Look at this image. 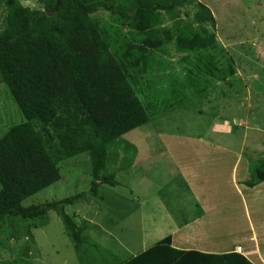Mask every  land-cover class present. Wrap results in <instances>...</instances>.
<instances>
[{
    "label": "trees",
    "instance_id": "obj_1",
    "mask_svg": "<svg viewBox=\"0 0 264 264\" xmlns=\"http://www.w3.org/2000/svg\"><path fill=\"white\" fill-rule=\"evenodd\" d=\"M41 2V8H30L5 0L0 83L22 121L0 135V219L46 222L51 210L76 234L64 207L87 193L94 195L101 183H116L113 173H100L108 144L148 120L126 68H144L147 48H158L163 41L173 40L179 50L215 47V22L211 10L197 0H60L50 15L46 11L55 0ZM185 5L195 8L190 22L176 17ZM98 9L127 20L142 34L138 43L126 42L119 60L109 50L108 32L90 17ZM157 10L175 18L170 29L153 27ZM129 148L135 150L132 144ZM82 153L92 175L88 191L22 204L59 179L58 162ZM248 171L245 185L264 181V158L249 162ZM168 243L166 236L123 264H177L181 252ZM234 256L238 262L226 254L214 257L219 264H251Z\"/></svg>",
    "mask_w": 264,
    "mask_h": 264
},
{
    "label": "rangeland",
    "instance_id": "obj_2",
    "mask_svg": "<svg viewBox=\"0 0 264 264\" xmlns=\"http://www.w3.org/2000/svg\"><path fill=\"white\" fill-rule=\"evenodd\" d=\"M41 1L19 0L30 8H41ZM197 1L205 4L213 14L215 47L179 50L173 40L163 41L158 48H147L144 68L140 65L126 68L148 120L108 144L105 167L100 173H113L116 185L101 183L96 189L109 197L121 196L133 205L125 202L124 207L118 208L120 213H116V207L113 208L109 200L100 202L90 193L73 200L64 210L76 224V234L51 210L47 212L46 222L4 216L0 219V264H84L83 246H86L87 261L108 260L117 248L115 234L120 242L125 238L135 239L141 233L138 217L142 208L156 214L160 193H166L172 204L189 203L187 195L180 192L184 187L172 160L175 155L189 160L190 156H182L190 153L189 149H183L184 145L200 142L202 138L220 143L230 141L237 147L239 132L229 136L214 133L210 127L215 125L217 117L211 113H216L213 110L216 107L220 115L222 109L219 107H225L220 94L224 88L222 80L229 79L233 73L229 68L238 78L245 79L251 93H263L264 100V0ZM194 9L192 5L180 7L176 17L190 22ZM4 16L5 0H0V29ZM154 16L153 27L158 31L170 29L175 19L161 10L155 11ZM90 17L108 32L109 50L117 60L126 42L138 43L142 37L127 20L103 9L92 12ZM205 87L208 90L201 92ZM231 109L223 112L230 113ZM20 121L21 114L0 83V135L8 126ZM196 134H200V139H195ZM131 144L135 150L129 148ZM133 161L136 164L130 170ZM58 168L59 179L27 197L22 204L88 191L92 175L86 153L65 158L58 162ZM172 182L179 191L168 185ZM144 220L150 222L147 216ZM80 231L82 237L85 236L83 240L79 238Z\"/></svg>",
    "mask_w": 264,
    "mask_h": 264
},
{
    "label": "crops",
    "instance_id": "obj_3",
    "mask_svg": "<svg viewBox=\"0 0 264 264\" xmlns=\"http://www.w3.org/2000/svg\"><path fill=\"white\" fill-rule=\"evenodd\" d=\"M235 74L233 71L229 79L222 80L224 88L220 98L225 107H219L222 109L220 115L216 107L213 109L216 113L211 115L217 120L210 129L226 136L239 132L237 147L230 141L220 143L202 138L200 142L184 145L183 149H189L190 153L182 156H190L189 160L177 155L172 160L184 187L180 192L187 195L189 203L178 201L172 204L166 193H160L156 214L142 208L138 217L141 233L135 239L125 238L120 242V237L115 234L117 248L110 253L108 260L100 263L87 261L86 246H83L84 264H123L166 236L169 237L168 246L181 252L177 264H219L214 256L225 254L232 262H238L236 254L251 264H264V181L252 186L244 183L250 179L249 161L264 158L263 93H251L245 79ZM207 90L205 87L201 92ZM224 109H231V112L225 113ZM217 121L224 124H217ZM195 139H200V134H196ZM134 164L136 161L129 165L130 170ZM168 185L180 190L173 182ZM94 195L100 202L109 200L113 208L116 207V213H120L118 208L124 207L125 202L133 205L132 201L116 194L109 197L99 189ZM146 216L149 223L144 220ZM123 217L127 219V216ZM79 234V238L85 239L81 231Z\"/></svg>",
    "mask_w": 264,
    "mask_h": 264
},
{
    "label": "water",
    "instance_id": "obj_4",
    "mask_svg": "<svg viewBox=\"0 0 264 264\" xmlns=\"http://www.w3.org/2000/svg\"><path fill=\"white\" fill-rule=\"evenodd\" d=\"M59 1H60V0H55L54 5H53L50 9H48V10L46 11V14H48V15L52 14V13L57 9L58 2H59Z\"/></svg>",
    "mask_w": 264,
    "mask_h": 264
}]
</instances>
